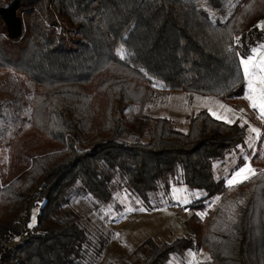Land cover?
<instances>
[{"label": "trees", "instance_id": "trees-1", "mask_svg": "<svg viewBox=\"0 0 264 264\" xmlns=\"http://www.w3.org/2000/svg\"><path fill=\"white\" fill-rule=\"evenodd\" d=\"M263 17L264 0H0V145L31 125L61 145L31 154L9 179L0 173V264H76L87 231L65 211L67 192L80 182L108 202L115 177L144 199L173 181L206 190L187 235L148 238L137 260L115 264H164L188 247L213 264H264V168L233 185L213 172L246 124L207 109L186 129L144 117L155 80L228 102L241 95V56L260 38ZM146 130L147 139L123 135Z\"/></svg>", "mask_w": 264, "mask_h": 264}, {"label": "rangeland", "instance_id": "rangeland-1", "mask_svg": "<svg viewBox=\"0 0 264 264\" xmlns=\"http://www.w3.org/2000/svg\"><path fill=\"white\" fill-rule=\"evenodd\" d=\"M201 8L213 20L222 19L210 7L202 5ZM261 23H264V17L255 22L256 27ZM257 29L260 31V38L246 56H241L251 57L254 63L264 59V30L260 27ZM241 66L243 71V65ZM244 77L243 93L231 98L229 102L216 94L172 90L155 80L154 92L144 108V117L148 123L156 116L163 115L171 118L180 129H186L189 117L200 109H207L214 116L227 121L238 120L245 123L247 132L243 141L224 158L213 161L214 176L222 178L225 185H229L230 179L243 180V176H235L240 169L250 168L255 172L259 167L264 168V117L259 107L254 108L247 97L251 94L257 105L261 103V98L259 91L249 92L248 78ZM255 86L257 89L264 87L258 80ZM253 128L258 132H253ZM123 135L129 139H147L149 133L147 130L128 131ZM60 146L47 138L37 125L27 127L9 146L0 145L2 179H9L19 173L31 154ZM251 174L246 172L244 175ZM113 184L112 198L108 202L99 201L92 194L81 191L80 182L71 186L67 192L65 211L77 215L80 224L87 231L83 253L76 264H115L123 256L137 260L138 253L147 251L148 238L159 242L187 235L190 230L186 218L194 210L191 206L200 202L206 194L202 187H190L183 182L173 181L168 186L160 185L151 190L144 199L119 177L114 178ZM217 198L213 197L206 204L207 207ZM41 203L40 201L31 206L29 224L36 221ZM196 212L203 215L205 210ZM15 239H19V236H15ZM209 258L205 250L188 247L172 252L164 264H213Z\"/></svg>", "mask_w": 264, "mask_h": 264}, {"label": "snow or ice", "instance_id": "snow-or-ice-1", "mask_svg": "<svg viewBox=\"0 0 264 264\" xmlns=\"http://www.w3.org/2000/svg\"><path fill=\"white\" fill-rule=\"evenodd\" d=\"M257 27H260L262 30H264V23H261L257 25ZM239 39V38H238ZM241 64L243 65V74L248 78V88L249 92H256L259 91L261 103L257 105L256 101L253 99L252 95L250 94L247 98L252 101V106L254 108L259 107L262 117H264V87H260L257 89L256 82L258 80L259 84L264 86V59H261L258 63H254L253 59L251 57L249 58H241ZM252 65L253 67H250ZM218 119H221V117L217 116ZM229 123H232L233 121H228ZM253 132H258L257 129L253 128ZM246 172H251L253 175L255 174L254 171L250 168H244L240 169L235 173L236 177L243 176V179H248L247 175H244ZM236 182H243V180H234L230 179L228 181L229 185H233ZM132 209H129L131 211ZM143 210V209H141ZM210 259V258H209Z\"/></svg>", "mask_w": 264, "mask_h": 264}]
</instances>
